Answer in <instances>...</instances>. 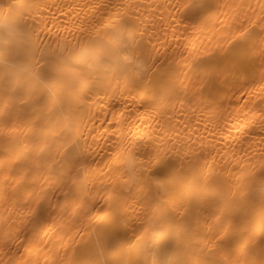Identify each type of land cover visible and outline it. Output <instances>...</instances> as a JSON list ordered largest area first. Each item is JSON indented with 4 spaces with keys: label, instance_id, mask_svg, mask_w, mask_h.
<instances>
[{
    "label": "bare ground",
    "instance_id": "bare-ground-1",
    "mask_svg": "<svg viewBox=\"0 0 264 264\" xmlns=\"http://www.w3.org/2000/svg\"><path fill=\"white\" fill-rule=\"evenodd\" d=\"M264 0H0V264H264Z\"/></svg>",
    "mask_w": 264,
    "mask_h": 264
},
{
    "label": "clouds",
    "instance_id": "clouds-1",
    "mask_svg": "<svg viewBox=\"0 0 264 264\" xmlns=\"http://www.w3.org/2000/svg\"><path fill=\"white\" fill-rule=\"evenodd\" d=\"M255 195L257 196H264V190H258Z\"/></svg>",
    "mask_w": 264,
    "mask_h": 264
}]
</instances>
